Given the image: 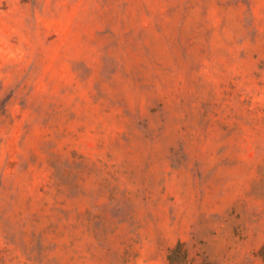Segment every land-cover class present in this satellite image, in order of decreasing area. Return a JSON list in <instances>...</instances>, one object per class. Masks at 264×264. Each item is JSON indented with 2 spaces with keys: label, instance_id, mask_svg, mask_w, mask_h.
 Instances as JSON below:
<instances>
[{
  "label": "rangeland",
  "instance_id": "obj_1",
  "mask_svg": "<svg viewBox=\"0 0 264 264\" xmlns=\"http://www.w3.org/2000/svg\"><path fill=\"white\" fill-rule=\"evenodd\" d=\"M0 264H264V0H0Z\"/></svg>",
  "mask_w": 264,
  "mask_h": 264
},
{
  "label": "trees",
  "instance_id": "obj_2",
  "mask_svg": "<svg viewBox=\"0 0 264 264\" xmlns=\"http://www.w3.org/2000/svg\"><path fill=\"white\" fill-rule=\"evenodd\" d=\"M181 245V244H180ZM172 258V257H171ZM173 263V262H172Z\"/></svg>",
  "mask_w": 264,
  "mask_h": 264
}]
</instances>
